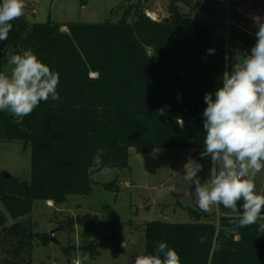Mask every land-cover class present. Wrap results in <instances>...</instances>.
I'll return each instance as SVG.
<instances>
[{
  "label": "trees",
  "instance_id": "16d2710c",
  "mask_svg": "<svg viewBox=\"0 0 264 264\" xmlns=\"http://www.w3.org/2000/svg\"><path fill=\"white\" fill-rule=\"evenodd\" d=\"M169 8L168 20L132 5L121 19L102 23L29 24L23 16L11 21L6 48L13 55L31 50L58 72L60 99L41 102L22 119L0 111V142L20 140L31 148L30 181L5 178L0 167V202L15 220L5 229L7 217L0 210V264H33L30 214L36 201L64 204L70 195H89L95 172L129 167L131 148L139 153L190 148L194 157L211 162L203 143L204 96L213 93L215 99L223 74L240 61L216 46L208 28L175 2ZM233 41L240 48L254 46L242 37ZM3 54L0 49V73ZM97 149L105 150L99 168L93 164ZM105 187L119 191L117 180ZM242 203L237 202L241 212ZM219 208V225L147 222L145 255L165 242L181 264H264V233L258 231L264 221L240 227L229 221L238 214ZM96 221L84 215L67 224ZM40 241L46 245L51 237L40 234ZM70 249L64 248L66 255Z\"/></svg>",
  "mask_w": 264,
  "mask_h": 264
},
{
  "label": "rangeland",
  "instance_id": "374dc122",
  "mask_svg": "<svg viewBox=\"0 0 264 264\" xmlns=\"http://www.w3.org/2000/svg\"><path fill=\"white\" fill-rule=\"evenodd\" d=\"M172 2L181 13L206 26L214 44L225 47L228 55L242 62L243 56L251 54V48H240L233 39L242 37L255 45L257 26L253 17H264V0H88L86 4L82 0H24L22 16L29 24L49 19L60 24L102 23L108 19L117 21L130 6L140 5L149 17L161 20L171 16ZM0 49L4 53L3 70L8 74L13 51L6 48L4 41L0 42ZM193 152L190 148H162L139 153L131 148L129 167L95 172L89 195H70L64 204L36 201L30 214L35 233L33 264H134L138 255H145L147 222L200 221L219 225L222 217L219 206H213L209 212L200 210L195 185L184 179V166L190 159L202 164L198 175L203 183L220 165L202 161ZM0 167L13 177L30 181V146L25 148L20 140L0 142ZM253 179L257 191L262 193L264 170ZM114 180L119 185L118 192L105 187ZM0 210L7 217L6 229L15 220L2 202ZM84 215L97 216L96 223L67 224L69 219ZM229 221L239 223V215ZM263 221L264 216L257 220ZM54 230L58 242L42 244L40 234L50 236ZM124 241L126 248L122 247ZM92 245L97 247L94 249ZM66 247L71 248L69 255L64 252Z\"/></svg>",
  "mask_w": 264,
  "mask_h": 264
},
{
  "label": "clouds",
  "instance_id": "9594fccd",
  "mask_svg": "<svg viewBox=\"0 0 264 264\" xmlns=\"http://www.w3.org/2000/svg\"><path fill=\"white\" fill-rule=\"evenodd\" d=\"M25 7L24 0H0V42L8 39L11 21L20 18ZM253 20L257 31L251 54L223 74V86L215 91V99L213 93L204 96V148L220 168L202 183L198 175L202 164L190 159L184 166V179L195 185L200 210L209 212L222 205L230 210L226 215H239L240 227L256 224L264 215V193L257 191L253 179L264 169V17ZM8 63L10 73H0V111L22 119L41 102L60 99L59 73L34 52L15 54ZM104 155V149H97L94 166H102ZM238 201H243L242 212ZM258 231L264 233V223ZM122 247H127L126 241ZM134 264H181V259L175 249L160 242L154 254L138 255Z\"/></svg>",
  "mask_w": 264,
  "mask_h": 264
},
{
  "label": "water",
  "instance_id": "95a60500",
  "mask_svg": "<svg viewBox=\"0 0 264 264\" xmlns=\"http://www.w3.org/2000/svg\"><path fill=\"white\" fill-rule=\"evenodd\" d=\"M166 20H168V18H166ZM4 177L5 178H8V179L14 178L12 175H10L7 172H4ZM263 193H264V190H263ZM262 214H264V210H262ZM262 216H264V215H262ZM50 237H51V241L58 242L57 241V238H56V230H54V231L51 232Z\"/></svg>",
  "mask_w": 264,
  "mask_h": 264
},
{
  "label": "built area",
  "instance_id": "2783aa9c",
  "mask_svg": "<svg viewBox=\"0 0 264 264\" xmlns=\"http://www.w3.org/2000/svg\"><path fill=\"white\" fill-rule=\"evenodd\" d=\"M48 202H50V203H51V201H48Z\"/></svg>",
  "mask_w": 264,
  "mask_h": 264
},
{
  "label": "flooded vegetation",
  "instance_id": "af4514ba",
  "mask_svg": "<svg viewBox=\"0 0 264 264\" xmlns=\"http://www.w3.org/2000/svg\"><path fill=\"white\" fill-rule=\"evenodd\" d=\"M262 193H263V191H262Z\"/></svg>",
  "mask_w": 264,
  "mask_h": 264
}]
</instances>
